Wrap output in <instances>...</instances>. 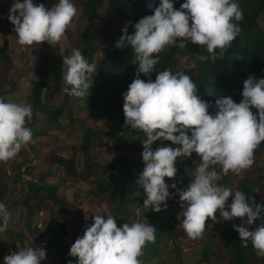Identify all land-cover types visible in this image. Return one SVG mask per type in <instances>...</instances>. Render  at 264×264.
<instances>
[{"label":"clouds","instance_id":"9594fccd","mask_svg":"<svg viewBox=\"0 0 264 264\" xmlns=\"http://www.w3.org/2000/svg\"><path fill=\"white\" fill-rule=\"evenodd\" d=\"M152 15L134 24V34L128 26L115 47L131 46L133 64L138 71L123 93L125 128L144 135L142 160L144 168L139 173L137 185L143 190V205L155 212L166 209L170 198L165 178L174 179L175 164L181 156L200 157L194 178L183 189L173 183L183 208L182 228L188 238L202 237L208 220L216 221L219 212L224 221L240 218L242 225L233 228L247 247L251 242L256 254L264 257V225L249 230L261 218L264 205L249 203L240 190L217 183L216 165L223 174H239L254 164L255 149L264 142V79L249 77L243 81L241 102L231 96L215 100L213 107L197 94L192 78L183 71H159L153 81L150 77L160 63L159 53L167 46L184 48L187 42L206 46L209 53L223 58L242 29L243 11L234 0H186L179 10L172 0H149ZM70 0H58L51 8L34 4L33 0H13L8 21L14 26L20 46L59 42L77 15ZM235 21V22H234ZM63 91L70 96L84 98L92 87V74L96 64L89 63L78 48L63 57ZM148 76L147 82L140 78ZM255 109V111H253ZM33 111L30 105L5 102L0 98V162L14 159L23 146L32 142L33 132L26 127ZM157 141H169L153 148ZM211 168V170H209ZM139 193H135L138 195ZM231 203H227L229 198ZM254 201V200H253ZM247 219H243V218ZM11 213L0 203V232L7 230ZM156 229L142 222L117 225L115 216L95 215L77 237L69 255L78 258V264H142L139 257L146 243L155 241ZM46 259L44 247H25L4 257V264H41Z\"/></svg>","mask_w":264,"mask_h":264},{"label":"trees","instance_id":"16d2710c","mask_svg":"<svg viewBox=\"0 0 264 264\" xmlns=\"http://www.w3.org/2000/svg\"><path fill=\"white\" fill-rule=\"evenodd\" d=\"M10 0H0V7L8 4ZM79 11L82 8V16L89 23L90 31L80 33L81 48L79 49L84 57L93 63V59L97 52L102 47L103 40L107 39V29L114 31L115 42L109 44L102 49V55L105 58L104 64L92 74V87L89 89L88 96L78 98L68 95L67 103L69 109L76 110L79 101H83L85 108L89 111L88 118L96 123L107 122L112 116V123L116 124L117 129L94 130L93 127L86 129L83 134V141L79 146V150L83 152L85 158V172L82 174L77 173L75 168L76 152L70 158L59 156L50 152L45 160L48 166L47 171L40 174V181L42 183H28V191L26 195V206L30 208L31 203L38 199L47 204L52 202L51 210L54 211L55 206L60 205V201L56 197L58 189L60 188V178L53 181L54 171L61 169L64 176L81 178L86 183L94 186V189L89 193V197L101 206L106 205L109 210L106 216L111 214L115 218H119L124 223L128 222L127 205H132L136 209L142 210L146 214V223L150 224L156 229L155 241L146 243L143 248V254L139 257L142 264H153L152 260L158 255L161 244L168 242L171 238H175L174 229L170 224L173 217H168L163 214V211L155 212L151 208H146L143 205V200L146 198L143 190L138 188L137 177L142 172L144 165L135 159L133 154L142 153L143 145L142 140L144 135L137 131L125 128V117L123 114V104L119 108V103L116 101L118 97L122 98L123 93L128 90V85L134 79L137 71L138 64H133L134 52L131 46L122 49L115 47L116 42L122 35V29L125 25L128 26V33L134 34V24L141 18L153 14L154 10L148 8L149 0H71ZM23 2V0H21ZM174 8L180 9L182 3L186 0H172ZM238 3L243 11V20L236 22L242 29L240 35L232 42L230 48L225 52L223 58H218L219 49L216 53H209L206 46L202 47L194 45L190 41L187 42L184 48L170 45L167 46L161 53H159L160 63L156 65V69L151 74V79L154 81L159 71L171 70L173 74L177 71L175 69L177 56L185 57L187 62H191L186 68H183L185 74L189 75L198 89V95L204 101L210 102L213 107L209 109L210 114H215V100L231 96L234 102L239 103L243 99V81L250 76L256 79H264V29L258 23V17L264 13V0H234ZM44 4L46 7L51 8L58 3V0H38V4ZM126 4V5H124ZM155 4L159 5V0H155ZM77 11V12H78ZM108 13L107 20L102 21V14ZM73 22V21H72ZM235 22V21H234ZM6 30V29H5ZM44 53L43 58L40 60L37 68V79L31 87L25 90L26 101L34 110L33 116L30 121H26V127L30 128L33 132L32 142L28 144L30 148L34 149L36 140H45L54 129L59 130V118L67 109L64 105L54 106L48 109L47 100H43L44 92L47 90L51 77L53 75L58 82L62 76V62L63 57L71 55V52H61L58 42L49 44H42ZM204 49V55L202 52ZM11 50L9 47L8 35L4 31L0 34V85L5 82L13 86L9 93L14 92V87L17 82L9 81V73L11 72L12 61L10 58ZM140 78L145 80L149 79L148 76L143 74ZM70 88L71 86L68 85ZM75 100V101H73ZM43 108L45 110H43ZM120 110V111H119ZM255 111V109H253ZM119 113V114H118ZM70 114V118H71ZM108 119V120H107ZM73 120V119H71ZM110 121V122H111ZM101 135H106L110 139L111 144L108 147V153L111 156L109 162L96 165L91 162V156L88 154L89 149L92 147L94 138ZM162 141L154 143L155 148ZM106 148V147H105ZM264 155V142L255 149L254 152V165L258 158ZM134 163L138 166L133 169L131 166ZM183 166L194 168V163L189 160L181 162ZM135 165V166H136ZM217 170L220 172L221 168L216 165ZM135 171L134 173L131 171ZM218 170V171H219ZM127 172L128 175H127ZM221 180L217 183L224 187L232 188L233 190L242 191L248 198L249 203H257L264 205V184L260 189L256 188V182L248 176L240 178L236 181L235 186L229 184L230 176L222 173ZM19 175L14 180H19ZM194 178V177H193ZM192 178V179H193ZM172 184L175 183L177 188H186L191 181L183 176L178 171ZM167 185L168 183L165 182ZM137 187V191L133 192L131 187ZM170 192H175L169 186ZM139 193L135 195V193ZM231 197L227 203H231ZM254 200V201H253ZM163 209V205L161 206ZM182 213L183 208L178 206ZM68 214V211L63 207L60 208L59 214ZM261 218L258 219L254 225L249 226V230H254L255 227L264 225V212L261 213ZM94 214H91L90 224ZM180 219H184L182 215ZM243 219H247L246 217ZM211 220L207 221L204 231H207ZM123 223V224H124ZM89 224V225H90ZM122 224V225H123ZM121 225V226H122ZM242 225L240 218H234L231 221H224L221 228V235L223 237L224 249L221 250L218 245L213 244L211 238L206 239L201 247L200 256L202 263H208L210 256L214 257L219 255L222 251L226 253L231 264H254L255 252L252 247L244 246L240 241L238 232L233 228ZM29 226V225H27ZM67 220L60 219L56 226V233L59 238L67 237L69 232L66 229ZM18 240L25 239L24 236L17 234ZM76 239L71 240L69 249L74 244ZM18 248L22 249L20 244ZM62 248V247H61ZM220 250V251H219ZM262 262H264V257Z\"/></svg>","mask_w":264,"mask_h":264},{"label":"rangeland","instance_id":"374dc122","mask_svg":"<svg viewBox=\"0 0 264 264\" xmlns=\"http://www.w3.org/2000/svg\"><path fill=\"white\" fill-rule=\"evenodd\" d=\"M71 1V0H70ZM36 0L33 1L35 3ZM72 2V1H71ZM126 5V4H124ZM11 7H0V34L4 31L10 37L9 39V47L11 50L10 58L12 61L11 72L8 75L9 81H13L14 79L20 77L25 78L20 81L19 79L15 80L20 82L21 85H27V87H31L32 84L37 79V66L40 60L43 58L46 50L43 51L42 44H33L32 46H20L17 43V36L13 31L14 26L8 21L7 17L9 14V9ZM108 13L102 14V21L107 20ZM73 22L70 23L69 27L66 30L65 36L58 42L59 48L61 52H70L73 48H81L80 43V33L84 31H90L89 23L82 16V8L80 7L77 15L73 18ZM258 23L264 29V13L260 14L258 17ZM6 29V30H5ZM108 37L103 40L101 49L97 52V55L93 59V63L96 64L97 70H100L102 65L104 64L105 58L102 55V49L107 47L109 44H113L115 42L114 31L111 29H107ZM10 34H8V32ZM46 43V42H45ZM48 43V42H47ZM204 47V46H202ZM204 49L202 52V56L204 55ZM70 55V53H69ZM188 65H191V62H187L185 57L177 56L175 69L176 71H181L183 68H186ZM19 69L18 75L14 73L15 69ZM66 71V67L63 66L62 62V76L60 81H56L53 75H50L51 80L47 90L44 92L43 100H47L48 109L59 106L60 104L64 105L67 111L63 113V115L59 118L60 125L59 130L54 129L48 138L45 140H36L35 144H39L38 146H33V148L28 147L27 149H21L18 155L11 160L12 163L19 164L20 166L29 165L28 170L30 171L31 178L33 181L39 182V174H43L47 171V165L45 164V160L49 156L50 152H53L59 156L70 158L73 154V150H75L76 159H75V168L77 173L82 174L85 172V158L83 152L79 150V146L82 143V137L86 129L93 127L94 130H103L105 129H117L116 124L112 123V119H116V116H112L111 119H107V122L96 123L91 121L88 118L89 111L85 108L83 101H79L77 105V109L74 108L69 109V104L67 103L68 94L63 91L65 87L68 85L63 81V73ZM22 73V74H21ZM17 82L14 87V92L9 93L11 89H13L12 85L6 84L3 82L0 85V95H7L6 102H10L11 97H19L23 93H25V89L20 86ZM11 94V95H9ZM75 101V100H73ZM116 101L119 103V108L124 104L123 96L122 98L118 97ZM16 102V101H13ZM17 103V102H16ZM28 105V104H27ZM43 110H45L43 108ZM33 113L34 110L32 109ZM120 111V110H119ZM70 114L71 118H70ZM119 114V113H118ZM73 119V120H71ZM111 121V122H110ZM62 131V132H61ZM41 143V144H40ZM43 143V144H42ZM165 146L169 147H180L179 145H172L169 141H162ZM33 144V145H35ZM111 144L109 138L106 135H101L100 137H96L93 140L92 147L89 149L88 154L91 156V162L96 165H102L110 161L111 156L108 153V147ZM161 145L158 144L156 147ZM106 147V148H105ZM155 147V148H156ZM33 153V156L32 154ZM32 157V159H31ZM133 161H139L143 163L142 153L133 154ZM189 160L194 163V168L189 169L187 166H183L181 164L182 161ZM200 162V157H198L195 153L192 154L191 157L181 156L177 158V162L175 167L177 168V172L180 171L184 177L192 180L195 176L196 169L198 163ZM4 162H0L2 166ZM134 163L131 167L133 169H137L138 166ZM144 165V163H143ZM215 170L217 172V182L221 180L222 173L220 170ZM9 168V167H8ZM211 170V168L209 169ZM135 172V171H131ZM129 172H127L128 175ZM13 173L11 174L12 177ZM135 176L138 178V174L135 173ZM230 182L229 184L235 186L236 181L245 176L250 177L256 182V188L260 189L264 184V155H261L256 164L252 165L250 168L241 171L239 174L229 172ZM17 177V176H16ZM15 177V179H16ZM60 183L62 186L59 188L58 197L61 199L60 205L67 211L68 214L64 215L63 213H56L51 210V202L47 204H39L38 207L44 210H51L50 213H45L43 215L34 214V217L28 221V223L33 224L36 233L34 236L36 237L37 232L42 235L41 242H45L46 245L51 244L55 245L59 251L57 255V259H63L60 264H78V258L72 257L69 255L70 249L69 246L71 244L72 239H77V237L82 236L84 229L86 226L90 224L91 214L94 215H106L109 210L106 205L103 204L98 206L93 199H91L88 195L94 189V186L90 183H86L81 178L74 177H66L64 176L61 169L54 171L53 181L56 183V180L60 178ZM19 182H22V179H19ZM16 181V180H15ZM165 182L171 187L172 180L165 178ZM15 183V182H14ZM133 186V185H132ZM133 192L137 191V187H131ZM19 191V195H24V189H17ZM170 192V191H169ZM13 194V193H11ZM64 200V201H63ZM167 207L166 209L163 206V214L168 217H173L170 221L171 226L174 229L175 238H171L165 244H161L160 251L158 255L152 260L153 264H231L229 256L222 251L219 255L211 257L209 262L202 263V257L200 256V251L203 242L211 238L213 244L218 245V247L223 250L224 242L223 237L221 235V228L223 225V217L220 216L219 212L216 214V221L213 222L211 219L210 226L207 231L203 232L202 237L197 239H190L184 232L182 228L183 220L180 219L183 215L181 209L178 207L180 205L179 196L177 193L170 192V198L166 201ZM127 215L128 222H142L146 223V214L142 210L136 209L132 205H127ZM65 218L67 220L66 229L69 232L67 237H56V226L60 219ZM124 222L117 218V225L121 226ZM38 227H41L38 229ZM30 236V235H29ZM25 237V236H24ZM38 237V235H37ZM6 239V237H3ZM26 238V237H25ZM27 239V238H26ZM39 241V240H38ZM40 242V241H39ZM38 242V243H39ZM249 247H252L251 242L248 243ZM62 247V248H61ZM253 248V247H252ZM220 251V250H219ZM255 252L254 264H264L262 262L263 257H260ZM54 256V254L51 252ZM56 261V260H55ZM50 264H56L54 262V258L49 261Z\"/></svg>","mask_w":264,"mask_h":264},{"label":"crops","instance_id":"0c3cea01","mask_svg":"<svg viewBox=\"0 0 264 264\" xmlns=\"http://www.w3.org/2000/svg\"><path fill=\"white\" fill-rule=\"evenodd\" d=\"M34 1V0H33ZM71 2V1H70ZM13 4V0H10L8 2V4H3L1 7H11ZM34 4H38V0H36V2ZM8 34L9 31H7ZM10 37H8V41ZM39 65V63H38ZM38 68V66H37ZM14 73H16V75H18L19 73V69H15ZM20 74V73H19ZM22 74V73H21ZM26 75V74H25ZM25 75L23 76L25 78ZM24 78L19 77L14 79L17 80L19 79L20 81H22ZM19 84L20 82L17 81ZM21 87H23V89H27L29 87H27V85H21ZM11 95V94H9ZM7 95H0V98H3L4 101L6 102V98ZM10 102L16 101L17 103H23V104H28L29 103L26 101V95H21L18 98L17 97H11L10 98ZM62 132V131H61ZM35 144V143H34ZM41 144V143H40ZM43 144V143H42ZM39 144H35L34 146H38ZM29 146H23L22 149H27ZM33 156V153H31ZM32 159V157H31ZM29 165H24V166H20L19 164H15L12 163L11 160L4 162L2 164V166L0 165V203H4L8 209V211L11 213V219L9 221V226L7 228L6 231L4 232H0V264H4V257L9 255L11 252H15L18 251L20 248L17 247L18 244H20L21 247H44L45 251H46V259L44 261L41 262V264H50L49 261L52 260L54 258V262L56 264H60V262H63L62 257L57 259V255L55 256V254H59L61 250L57 249L56 247H53L55 245L48 244L46 245L45 242H41L42 240V235L37 232L36 237L34 236V234L36 233L34 229V225L31 223H28V221L30 219H32V217H34V214H39V215H43V214H47L50 213L51 210H44L41 209V207H38L39 204H42L43 202L39 201L38 199H36L34 201V203L32 202L30 205V208H28L26 206V195H27V191H28V183L29 182H34L33 179L31 178V174L30 171L28 170L30 167H28ZM9 167V168H8ZM13 173L12 177L11 174ZM19 175V179H22V182H19L20 180L15 181V177ZM15 182V183H14ZM36 183H42L40 181V174H39V182L36 181ZM16 188L19 189H24V195L20 196L19 195V191L16 190ZM13 193V194H11ZM58 193H59V189L58 192L56 194V197L58 198V200H61L58 197ZM64 201V200H63ZM52 203V202H51ZM61 203V201H60ZM62 206L61 205H57L54 208V211L56 213H59L60 208ZM69 213V211H68ZM29 225V226H27ZM41 227H38V229H40ZM20 235V236H25L23 240H18V238H16V236ZM30 235V236H29ZM38 235V237H37ZM3 237H6V239H4ZM40 242H39V241ZM39 242V243H38ZM51 252L54 254V256L51 254ZM60 255V254H59ZM56 260V261H55Z\"/></svg>","mask_w":264,"mask_h":264}]
</instances>
